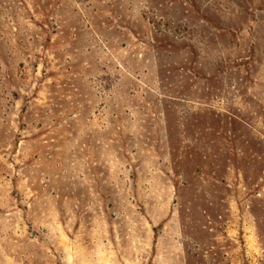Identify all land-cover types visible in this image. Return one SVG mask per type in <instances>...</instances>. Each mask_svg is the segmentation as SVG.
Wrapping results in <instances>:
<instances>
[{
    "label": "rangeland",
    "instance_id": "obj_1",
    "mask_svg": "<svg viewBox=\"0 0 264 264\" xmlns=\"http://www.w3.org/2000/svg\"><path fill=\"white\" fill-rule=\"evenodd\" d=\"M264 0H0V264H264Z\"/></svg>",
    "mask_w": 264,
    "mask_h": 264
},
{
    "label": "trees",
    "instance_id": "obj_2",
    "mask_svg": "<svg viewBox=\"0 0 264 264\" xmlns=\"http://www.w3.org/2000/svg\"><path fill=\"white\" fill-rule=\"evenodd\" d=\"M259 227L261 228V230H263L262 235L264 236V224H259Z\"/></svg>",
    "mask_w": 264,
    "mask_h": 264
}]
</instances>
